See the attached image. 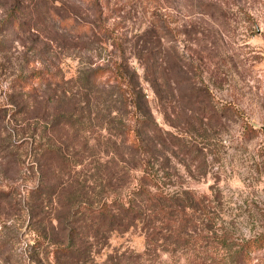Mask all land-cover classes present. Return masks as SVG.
Here are the masks:
<instances>
[{
  "label": "rangeland",
  "instance_id": "374dc122",
  "mask_svg": "<svg viewBox=\"0 0 264 264\" xmlns=\"http://www.w3.org/2000/svg\"><path fill=\"white\" fill-rule=\"evenodd\" d=\"M18 4L24 9V24L14 31L7 18ZM68 19L75 23L71 28L61 25ZM81 24L89 25L91 32L76 30ZM152 26L164 55L157 63L156 58L150 60L148 67L156 64L158 74L163 73L158 87L162 100L147 81L151 71L145 73L138 58L144 32ZM126 63L137 74L136 90L141 88L147 96L146 117L150 112L152 121L173 134L204 131L198 156L180 160L183 164L164 161L174 151L171 143L159 146L162 162L172 166L158 177L165 193H193L211 212L196 220L206 224L194 244L154 254L139 233L129 231L113 234L94 261L86 264H240L235 258L241 244L264 235V0H0V110L4 113L0 130L10 132L9 144L19 141L11 131L16 124L11 112L18 107L11 86L21 74L50 70L66 80L63 108L50 107V113H59L70 104L72 94H78L75 104L86 99L90 92L84 81L92 70L108 66L117 71ZM124 90L130 96L134 88L129 91L124 85ZM113 93L114 89H107L101 95L106 106ZM41 106L34 102L30 115L41 116ZM136 126L140 129L139 123ZM148 127L151 139L155 133ZM75 129L70 140L78 136L76 142L84 143L82 127ZM5 135H0V183L6 177L2 175L6 144L1 141ZM56 135L54 139L65 141V135ZM100 149L101 167L112 158L127 159L124 149ZM11 169L8 176L18 178L19 168ZM35 184L31 179L27 182L28 187ZM87 191L92 198L100 195L98 185ZM7 226H0V264H42L37 262L39 253L50 257L44 264H56L50 247L37 248V235L26 222L17 230L11 222ZM249 264H264V250L255 253Z\"/></svg>",
  "mask_w": 264,
  "mask_h": 264
},
{
  "label": "trees",
  "instance_id": "16d2710c",
  "mask_svg": "<svg viewBox=\"0 0 264 264\" xmlns=\"http://www.w3.org/2000/svg\"><path fill=\"white\" fill-rule=\"evenodd\" d=\"M21 10L24 9L18 4L9 12L7 20L11 30L19 31L24 24ZM61 25L71 28L75 23L68 19ZM76 30L81 34L91 32L89 25L85 24L79 25ZM144 35L145 44L139 45L138 58L144 62L145 73L151 71L147 81L162 100L158 87L163 73L158 74L156 64L148 67L150 60L156 58L157 63L164 55L160 48L161 40L156 26L147 29ZM150 41L153 42L148 45ZM118 67L117 71L108 66L92 70L84 81L85 88L90 92L86 99L75 104L78 94H72L70 104L65 105L66 109H60L59 113H50V107L59 104L61 107L58 108H63L67 92L64 91L66 80L56 72L34 70L24 73L13 80L11 86V98L15 96L18 103V107L15 106L11 112L12 120L16 122L11 131L19 141L9 144L10 132L0 130V135L7 134L1 137L6 144L3 146L6 163L2 165V175L6 177L0 183V226L8 229L7 224L11 222L17 230L23 221L26 222L37 235V248L42 245L50 247L56 264H62L60 261L67 264L93 262L94 255L100 254L113 234L129 231L139 233L147 250L154 254L171 246L194 244L203 236L206 224L196 220L202 213L211 212L206 203L193 193H165L158 177L161 170L172 166L167 165L172 160L183 164L185 161L180 160L197 157L198 141L206 139L204 131L187 129L178 135L161 129L157 122L150 119V112L146 117L143 105L148 106L147 96L141 88L136 90L134 78L138 81L133 67L128 63ZM124 85L129 91L134 88L130 96L123 93ZM107 89H114V93L108 97L106 106L101 95ZM37 100L42 104V117L29 113ZM3 116L0 110V122ZM18 121L21 123L18 124ZM131 121L135 125L131 126ZM136 123L140 124V129ZM148 126H152L151 130L155 133L151 139ZM78 127L84 131L82 144L76 142L78 136L74 141L69 138V135L77 133L75 128ZM58 133L65 135V141L54 139L53 136ZM166 141L174 150L164 160L168 163L162 162L164 158L157 154L159 146ZM26 143H30L29 146H25ZM101 146L117 152L124 149L127 159L112 158L113 162L101 167L100 156L104 153ZM15 166L19 168L16 173H21L18 178L8 176L11 167ZM129 173L132 174L126 183ZM164 177L172 179L173 175L165 173ZM30 179L36 182L34 187L27 185ZM9 181L15 185H10ZM93 185L100 188L98 198L88 195L87 190ZM190 229L192 231H188ZM261 250H264V235L250 238L241 244L235 261L249 264L253 255ZM40 256L39 253L36 258L42 264L50 259L49 256Z\"/></svg>",
  "mask_w": 264,
  "mask_h": 264
}]
</instances>
